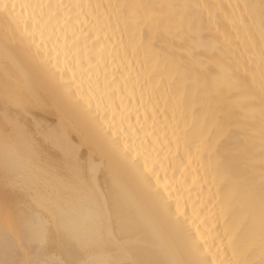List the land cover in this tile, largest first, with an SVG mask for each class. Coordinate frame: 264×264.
<instances>
[{
  "label": "bare ground",
  "instance_id": "1",
  "mask_svg": "<svg viewBox=\"0 0 264 264\" xmlns=\"http://www.w3.org/2000/svg\"><path fill=\"white\" fill-rule=\"evenodd\" d=\"M6 2L16 7L0 12V264L242 259L224 245L243 240L249 212L258 233L264 179V38L250 0H142L156 6L147 20L114 33L94 27L97 12L141 0ZM47 57L67 63L83 103L40 70ZM137 73L151 76L143 104ZM201 130L206 146L185 143ZM259 257L257 239L246 259Z\"/></svg>",
  "mask_w": 264,
  "mask_h": 264
},
{
  "label": "snow or ice",
  "instance_id": "2",
  "mask_svg": "<svg viewBox=\"0 0 264 264\" xmlns=\"http://www.w3.org/2000/svg\"><path fill=\"white\" fill-rule=\"evenodd\" d=\"M15 9L16 5L12 4L9 5L8 2H3L0 3V12H7L9 8ZM23 7V6H22ZM35 7L37 8H44V7H52L51 5H36ZM57 7H63V5H57ZM79 7V5H77ZM95 9H100L104 7L103 5L97 4L93 6ZM156 7L153 4L150 3H145V2H136V3H123V4H114V5H108L107 8H105L104 13H99L97 12V15L95 17L96 24L95 28L100 31L104 32L109 29L113 31V33L116 30H120L121 32L126 31L129 27L130 24H140L141 20L135 19V17L143 12V17L141 19L147 20V14L148 12ZM169 7H173L172 5H169ZM187 7V6H185ZM193 8L199 7L198 5H193L191 6ZM243 9L248 13V19H255L257 14L259 16V27L261 31V36L264 38V0H259L258 3L256 2H246L243 5ZM113 16L116 17V22L113 24ZM121 17L123 18L121 20ZM5 19H7L5 17ZM243 17L241 18V22H243ZM31 20L33 22V31L28 32L27 26L25 27V33L30 35L33 40L35 38V31L39 25V21L36 20L35 15L31 17ZM17 24L22 22L20 18H17ZM27 25V21H23ZM9 27L12 23V21H7ZM121 23H123V28H121ZM0 27H2V24H0ZM5 34L7 35L9 32V28H4L3 29ZM42 35V33H41ZM111 39V37H108ZM96 42H99V36L96 37ZM74 46L76 44V41L74 40ZM85 47H87L85 45ZM81 55L80 50H77L76 52H72L71 50L65 52V57L66 61L69 56L72 57V59L76 62H78L79 57ZM116 58H120V52L117 49H115L114 52V60ZM261 61L262 65H264V48L261 50ZM59 60H56L53 62L52 57H47L46 59L42 60L39 63V68L40 70L46 74L48 77L49 81L58 88L59 94L67 99L71 98L73 102L80 104L84 102V98L80 96L79 94V89L74 92L72 89V84L71 83H66L64 80V72L67 69V63L65 65V68H60L59 66ZM105 79L107 80V72L105 71ZM151 76L150 74L148 76L143 77V82H141V74L137 73L136 77L133 80V94L135 92V88L137 85H139L141 89V95H140V103L143 104V97L145 92H147L149 96V101H151L152 98V91L148 89V85L150 83ZM71 81L74 82L75 77L70 78ZM116 80V77L113 76V81ZM107 87V85H106ZM123 88H127V83L123 85ZM113 89V93H114ZM131 99V95H130ZM90 107V104L88 105ZM99 107V105L97 106ZM156 111H159V109H156ZM147 119V116L145 117ZM137 123H139V117H137ZM131 127V126H130ZM111 140V143L114 147L118 148L120 152L127 154L129 145L127 144H119L116 140ZM185 143L186 144H196L197 148H201L202 146H206V138L204 137L203 130H201L200 134L193 135L191 138H189L186 134L185 136ZM164 144L162 142L161 147L163 148ZM152 150L155 151V144L152 146ZM261 166L264 167V159L261 160ZM147 168V165H145ZM261 196H260V203H261V211H260V217H259V231L257 233L256 231V220L254 215L249 212L248 215L245 217L246 222L250 224V227L248 229L247 234L243 238V240L240 241V243L237 245L236 244V239L235 238H229L227 245H224L225 247H230L232 249V256H240L242 259H229L226 261H221L220 264H264V179H261ZM231 194H227L225 199L231 200ZM198 215L196 210L194 209V216ZM201 223H206V220H201ZM227 231V229L225 230ZM237 233L240 231V229L236 230ZM257 239L259 241V247H260V257L258 260H250L246 259V257L251 256L252 253L255 250ZM202 264H209V262H202Z\"/></svg>",
  "mask_w": 264,
  "mask_h": 264
}]
</instances>
